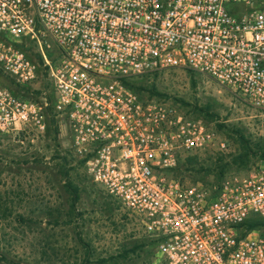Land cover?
<instances>
[{"label":"built area","instance_id":"2783aa9c","mask_svg":"<svg viewBox=\"0 0 264 264\" xmlns=\"http://www.w3.org/2000/svg\"><path fill=\"white\" fill-rule=\"evenodd\" d=\"M179 67L264 110V0H0V136L43 132L50 104L85 175L154 242L155 264H264V224L243 225L264 222V167L212 185L175 178L182 155L224 144L123 83ZM39 76L50 103L30 87Z\"/></svg>","mask_w":264,"mask_h":264},{"label":"rangeland","instance_id":"374dc122","mask_svg":"<svg viewBox=\"0 0 264 264\" xmlns=\"http://www.w3.org/2000/svg\"><path fill=\"white\" fill-rule=\"evenodd\" d=\"M31 48L34 51L35 46ZM51 49L50 45L45 50L49 56ZM145 80V85L152 83L162 93L161 99L201 117L215 141L224 144L185 153L172 176L186 183L212 185L222 177L264 167L259 155L264 151V110L251 107L210 78L185 68L149 73ZM30 87L39 88L35 95L52 99L43 76ZM142 93L147 94L146 90ZM245 153L247 158L242 162ZM63 155L65 164L60 159ZM186 155L189 161L185 163ZM65 169L79 190L71 208L62 178ZM78 237L87 244V262L82 258L85 245ZM141 239L151 240L139 221L93 183L71 156L61 122L57 133L49 123L41 133L26 130L18 138L0 136V264H98V258L110 255L112 260L100 264H155L153 244L129 250ZM122 249H128L126 259L118 256Z\"/></svg>","mask_w":264,"mask_h":264},{"label":"trees","instance_id":"16d2710c","mask_svg":"<svg viewBox=\"0 0 264 264\" xmlns=\"http://www.w3.org/2000/svg\"><path fill=\"white\" fill-rule=\"evenodd\" d=\"M36 59L41 62V59L39 56L36 55ZM189 70V69H188ZM191 71V70H190ZM149 73L147 74H142L140 76H136L130 79H126L123 80V83L125 86H127L130 90H132L133 92L137 93L138 95L141 96H145V97H156V98H160V96L162 95V93L158 92L155 87L153 86L152 83H149L150 85L147 86L145 84H148L147 81L145 79H147ZM146 86V87H145ZM146 90L147 94H143L142 91ZM27 90L25 89L24 94H27ZM34 94H39L40 90L39 89H35L33 90ZM48 103L51 102V97L50 96H45ZM50 100V101H49ZM46 111H47V118H46V127L50 126L53 129L54 133H57L58 131V118L55 117V114L53 113L50 104H48L46 106ZM201 118V117H200ZM46 129V128H45ZM260 157L262 159H264V151L262 153L259 154ZM188 155H186L183 158V162H188L189 161V157H187ZM244 160L242 162H244L247 158V154H244ZM61 161L65 164L67 162L65 156H60ZM77 163L81 164L80 161H77ZM179 167V163L177 164V166L174 168V170H177V168ZM62 178L64 180L63 184L64 187L66 188V191L68 193L69 196V206L74 207L75 203L77 202L78 198H79V190L77 185H75L69 177L68 171L65 169L62 172ZM78 215H80L81 213L78 212ZM19 219L20 221L24 222V218L19 214ZM264 222L260 219L257 218H250L248 220H246L243 225L246 229H251L256 227L257 225H263ZM78 241L81 242L82 244L85 245V254L83 255V262H87L88 261V249H87V244L85 242L82 241V239L80 237H78ZM149 244H153L154 242L152 240L149 239H141V240H137L135 241V243H133V245L130 247V251H134L135 249H141L143 246L145 245H149ZM128 249H122V251L120 253H118L119 257L125 258L127 255ZM114 257L112 255H110L109 257H105V258H98L97 259V263L100 264L101 262L106 261L107 259L112 260ZM126 259V258H125ZM30 264H39V263H30Z\"/></svg>","mask_w":264,"mask_h":264}]
</instances>
